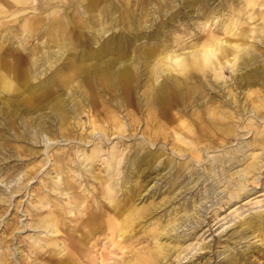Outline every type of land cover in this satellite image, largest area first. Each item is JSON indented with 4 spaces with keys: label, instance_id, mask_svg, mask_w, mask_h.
<instances>
[{
    "label": "bare ground",
    "instance_id": "1",
    "mask_svg": "<svg viewBox=\"0 0 264 264\" xmlns=\"http://www.w3.org/2000/svg\"><path fill=\"white\" fill-rule=\"evenodd\" d=\"M154 1L0 0V113L6 118V129H14L17 119H20L25 127H29L35 124L40 116L45 115L41 113L27 116L28 111L24 109L23 113H18L20 109H14V106H18L15 99H21L28 106H36L49 100L48 103L55 112L61 139L88 143L99 134L90 152L83 153L82 158H73L77 155V150L63 152V149L59 152V157H56L54 169L59 174V183L55 182L51 190L59 189V202L50 199L49 195H44L42 204L51 203L56 212L48 211L44 216L38 215L36 225L43 229L51 228V233H59V240L63 242L57 247L56 238L49 236L43 240L44 244L39 248L45 246L44 252L48 255L35 254V258L45 257L46 264L53 261L55 264H73L69 262L71 252L66 249L74 248L69 239L71 233L80 227L86 228L85 234L81 235L86 240L104 230L117 238L115 243L118 245L131 236L136 226H143V217L152 216L155 208L150 209L133 203L136 192H139L136 182L141 173L146 168L152 169L155 163L162 169L175 167L176 172L188 168L189 165L188 159L176 161L169 156L163 146L151 149V146L159 142L158 135L165 139L172 136L169 148L171 152L178 156L188 154L191 160L199 162L203 159V153L200 152L202 142H209L205 148L212 147V143L213 147L220 146L229 136L238 133L236 120L245 108H223L224 102L213 99L211 95L207 96L208 92L197 98L195 94L198 95L204 90L201 78L208 81L207 74L210 72L212 81H217L222 78V70L226 67L233 72L234 88L237 89L252 85L255 77L259 75L264 76V62L258 67L236 73L238 67H247L254 58L248 51L253 44L250 40L252 33H264V0H240L239 7L235 6V2L228 1V13L219 15L220 18L215 23L217 30L210 26L213 24L212 20L219 16L215 13H203L201 17L204 19L201 22H209V27L202 28L204 35L190 44H181L176 38L171 41L165 38L161 44L156 41L148 45L144 41L139 43L141 39H158L155 32H140L146 20L136 13L145 9L144 15L147 16V9L154 4H157L159 9L162 0L156 3ZM163 1L166 8H170L172 0ZM190 1L194 4L204 0ZM30 10L37 12L30 15ZM178 16L179 14H170L166 23L174 22ZM255 17V21L259 22L248 23L249 19ZM243 23L246 26H243ZM112 28L118 31L108 33ZM18 29L21 38L16 46L8 40L10 35L17 34ZM36 34L47 37L45 48L37 44L27 45L26 39ZM64 53L71 57H66L61 62L55 75L46 76V72ZM197 73H200V76ZM143 74L144 80L141 79ZM92 76L98 84L94 83ZM217 84L222 85L221 82ZM55 86H59V92L54 90ZM141 86V93L137 95V89ZM246 92L249 96L252 91ZM3 93L7 96H1ZM9 93H12L13 97H10ZM140 97L144 98V105L140 102ZM205 97L211 100L210 105H206V101L198 103L200 107L188 114L182 109L185 104L195 107L197 99ZM85 100L87 105L83 103ZM256 100L250 104L259 109L258 114L264 116V96H257ZM233 101L235 102V99ZM68 102L72 103L71 106ZM225 102L231 103L229 100ZM140 104L145 110L143 114L139 109ZM121 106L125 110L127 122L123 117H119ZM75 112L87 113L90 127L86 134H76L70 130L69 118ZM137 114L144 115L145 127L140 138L125 145L127 152L132 149L128 158L126 153L123 165L119 168L121 161L117 154L109 152L102 169L105 175L100 173L101 170L95 173L92 167L101 150V135L106 140L111 133H117L122 138L136 135L135 123L139 117ZM37 125L41 131L45 130L42 121ZM168 129L171 134L167 132ZM163 130L165 131L162 132ZM213 135L218 142H214L211 137ZM16 136L21 137L19 134ZM259 141L260 148L264 147V136ZM121 142L123 141L119 139L116 144H125ZM161 143L165 145L164 141ZM72 145L78 148V145ZM20 148H23L22 144L15 146L17 150ZM68 153L72 154V157H68ZM257 158L261 161L259 155ZM257 158L253 154L252 159L243 168L240 174L242 178L236 183L237 193L244 187V174L251 173L250 177L253 176L252 172L256 168L254 161ZM71 162L77 163V171H83L92 181L107 186L101 188L88 185L83 191L88 190L89 195L78 193L79 184L72 181L76 170L70 168ZM43 164L41 161V166ZM26 167L28 171L38 169L34 163H28ZM233 174L229 177L232 178ZM115 175H119L118 178H115ZM165 178L168 186L172 187L176 180L175 174L169 172ZM63 190L71 193L65 204L60 203ZM38 209L39 207H36L35 210ZM69 213H73L72 216L77 217L79 223L73 218H67ZM69 222L76 224L70 225ZM173 222V217H170L164 224L151 223L148 230L154 247L147 253L138 250L130 256L129 264H156L160 258L165 257L175 245L169 246V243L160 242L158 237L162 230ZM243 225L255 229L261 227L264 225V214L243 219L239 227ZM65 240H69L68 243H65ZM30 247L35 250L32 244ZM37 252L38 250L34 253ZM60 252H63L62 256L53 258L54 254ZM8 255L10 253L0 254V264L8 263ZM230 262L237 264L234 255ZM38 264H42V261Z\"/></svg>",
    "mask_w": 264,
    "mask_h": 264
},
{
    "label": "rangeland",
    "instance_id": "2",
    "mask_svg": "<svg viewBox=\"0 0 264 264\" xmlns=\"http://www.w3.org/2000/svg\"><path fill=\"white\" fill-rule=\"evenodd\" d=\"M157 1L159 0L154 2ZM228 1L235 2L236 7L241 5L240 0H204L194 4L190 0H172L170 8H166L162 0L159 9H157V4L150 5L151 7L147 9L149 13L147 16L144 15L145 9L138 10L136 13L146 20V24L140 29V32L142 34L151 32L158 34L157 40L141 39L139 43L144 41L148 45L150 42L156 41L161 44L165 38H169V41L176 38L181 41V44H190L196 38L204 35L205 32L201 30L202 28L209 27V22L206 24L201 22L204 19L201 17L202 14L215 13L216 16H219L222 13H228ZM30 11V15L37 12V10ZM170 14H179V16L175 18L174 22L167 24L166 20ZM219 18L220 16L212 20L213 24L210 28L217 30L215 23ZM255 19L256 17L249 19L248 23L253 24ZM161 24L165 26L163 27ZM243 26L246 25L243 23ZM117 31L118 29L112 28L108 33ZM217 33L223 36L220 31ZM252 36L250 40L253 44L248 51L254 58L247 67H238L236 73L244 72L247 68L258 67L264 62V33L254 32ZM20 38V29H18L17 34L10 35L8 41L17 46ZM46 39L45 35L36 34L26 40L28 41L27 45L37 44L45 48ZM66 57L71 56L64 53L61 59L46 72V76L55 75V72H58V66ZM232 73L225 67L222 70V78L213 82L209 72L207 74L208 81L201 78L204 82V90L195 96L200 98L204 92H208L207 96L211 95L213 99L224 102L223 108L244 107L242 115L238 116L236 120L238 133L229 136L228 140L220 146L213 147L212 143V147L205 148L209 142H202L200 152L203 153V159L199 162L191 160L188 154L178 156L175 152H171L169 148L172 136L165 139L162 135H158L159 142L150 148L163 146L166 153L176 161L188 159V168L176 172L175 167L162 169L158 163H155L152 169H144L136 182L139 192H136L133 203L150 209L155 208V211H152V216L150 218L143 217L141 220L143 226H136V230L131 236L118 245L115 243L117 238L104 230H100L86 240L81 237L82 234H85L86 228L80 227L71 233L69 239L73 242L74 248L66 249L71 252L70 263L129 264L130 256L136 254L138 250L147 253L154 247V241L150 239L148 230L151 223L164 224L170 217H173L174 222L162 230L158 240L169 243V246H175L156 264H233L230 262L233 255L236 257L237 264H264V225L257 229L245 225L239 227V223L243 219L264 214V147L260 148L259 141L264 136V116L258 114L259 109L250 104L251 101L252 103L257 101V96H264V76L255 77L250 86L235 89ZM197 74L200 76V73ZM92 79L95 84H98L93 76ZM141 79H145L144 74ZM217 82H221L222 85H218ZM54 90L59 92V86H55ZM141 90L142 86L137 89V95L141 93ZM248 90L252 91L249 96L246 94ZM256 90L257 92H255ZM9 95L13 97L12 93ZM1 96H7V94L3 93ZM233 99L235 102H232ZM226 100L231 103L228 104L225 102ZM205 101L206 105L212 103L205 97L197 99L195 107L185 104L182 109H185L187 114L192 113L193 109L200 107L198 103ZM48 102L49 100H45L39 105L28 106L21 99H15V104L18 106H14V109H20L18 113H23L26 110L28 111L27 116L45 114L29 127H25L22 121L17 119L15 128L7 130L6 118L0 113V254L10 253L7 256V264H38L39 261L46 264L45 257L35 258V254L48 255L47 252H44L45 246L42 249L39 246L43 245V240L49 236L57 239V247L61 246L63 241L59 240V233H51V228L43 229L36 225L38 215L44 216L48 211L55 210L51 203L42 204L44 195H49L50 199L59 202V189L51 190L55 182L59 183V174L54 169L56 157H59V152L62 149L63 152L77 150V155L75 154L73 158L78 159L77 156H79L80 159L83 153L90 152L99 136L96 134L97 137L94 136L95 139L88 143L61 139L55 112ZM140 102L144 103L143 97H140ZM83 103L87 105V100ZM71 104L68 102L69 106ZM118 105L120 106V104ZM139 109L143 114L145 110L142 105ZM119 111V117H123L127 122L128 119L122 106ZM139 114L136 115L140 117L135 123L136 135L122 138L117 133H111L106 140L100 133L101 150L92 167L95 173L101 170L100 173L105 175V171L102 169L109 152L117 154L121 161L118 165L119 168L123 165L125 154L127 153L128 158L132 151L131 149L130 152H127L128 148H124L125 145L140 138L141 131L145 127L144 115ZM40 121H42L44 131H41L37 125ZM69 121L70 130L76 134H86L89 130L90 125L86 112L71 114ZM169 130L167 132L171 134ZM18 134L21 137L18 138L16 136ZM123 135L125 136L126 132ZM211 137L214 142H218L215 135ZM119 139L125 144H116ZM163 141L165 145L161 143ZM19 144H22L23 148L15 149V146ZM72 144L78 145V148L73 147ZM68 154L70 155V153ZM253 154H255V158L259 155L261 161L258 158L255 159L256 168L252 172L253 176L250 177L251 173L244 174V187L237 193L236 183L238 179L242 178L240 174L252 159ZM68 157H72V154ZM41 161L44 163L42 166ZM28 163L36 164L38 169L28 171V167H26ZM70 164V168L76 170L72 181L74 184H79L78 193L89 195L88 190L83 191L88 185L101 188L107 186V184L101 186L95 180L92 181L83 171L82 173L77 171L76 162ZM169 172H173L176 177L172 187L168 186L167 178H165ZM231 173H234L232 178L229 177ZM118 176L115 175V178ZM115 182L117 183V181ZM134 193L132 194L134 195ZM70 194L63 190L60 194V203L65 204ZM36 207L39 209L35 210ZM72 215L73 213L67 214V218H73L76 223H79L77 217ZM76 223L69 222L70 225ZM38 240L39 242H37ZM69 240H65V243H68ZM31 244L35 250L31 249ZM36 250L38 252L34 253ZM62 253L54 254L53 258H59ZM48 264H55V262Z\"/></svg>",
    "mask_w": 264,
    "mask_h": 264
}]
</instances>
